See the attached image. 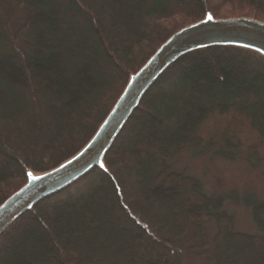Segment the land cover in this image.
Masks as SVG:
<instances>
[{
    "label": "trees",
    "instance_id": "trees-1",
    "mask_svg": "<svg viewBox=\"0 0 264 264\" xmlns=\"http://www.w3.org/2000/svg\"><path fill=\"white\" fill-rule=\"evenodd\" d=\"M13 9L24 16L13 20ZM208 15L264 22V0H0V205L28 172L78 153L131 75ZM185 149L264 159V56L212 46L178 59L143 97L104 168L0 235V264H179L175 247L193 225L192 249L209 245L211 219L217 264H264V201L247 203L262 232L236 230L223 197L173 169Z\"/></svg>",
    "mask_w": 264,
    "mask_h": 264
},
{
    "label": "water",
    "instance_id": "water-1",
    "mask_svg": "<svg viewBox=\"0 0 264 264\" xmlns=\"http://www.w3.org/2000/svg\"><path fill=\"white\" fill-rule=\"evenodd\" d=\"M209 15L169 37L149 60L131 75L124 91L91 140L74 156L46 172H28L24 186L0 205V235L45 197L61 191L105 157L143 97L163 73L182 56L212 46H237L264 56V22L250 17L215 18ZM31 173V175H29Z\"/></svg>",
    "mask_w": 264,
    "mask_h": 264
},
{
    "label": "rangeland",
    "instance_id": "rangeland-1",
    "mask_svg": "<svg viewBox=\"0 0 264 264\" xmlns=\"http://www.w3.org/2000/svg\"><path fill=\"white\" fill-rule=\"evenodd\" d=\"M11 13L13 20L24 16L23 11L18 9H13ZM172 166L176 171L197 177L208 194L223 197L225 208L234 218L236 230L252 234L262 232L247 203L252 199L264 201V159H251L244 154L229 159L216 151L198 154L185 149L175 156ZM48 226L52 229L51 222ZM206 226L209 245L205 249H192L199 242L197 226L193 225L182 242L175 247L179 264H217L213 256L217 232L215 219H211ZM25 236L23 233L21 237Z\"/></svg>",
    "mask_w": 264,
    "mask_h": 264
},
{
    "label": "snow or ice",
    "instance_id": "snow-or-ice-1",
    "mask_svg": "<svg viewBox=\"0 0 264 264\" xmlns=\"http://www.w3.org/2000/svg\"><path fill=\"white\" fill-rule=\"evenodd\" d=\"M212 17H211V15H209V19H211ZM29 175H31V173H29Z\"/></svg>",
    "mask_w": 264,
    "mask_h": 264
}]
</instances>
